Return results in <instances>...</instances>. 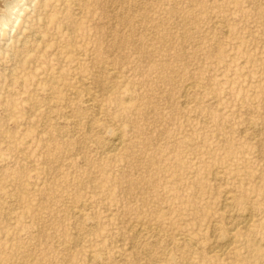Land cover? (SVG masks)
Instances as JSON below:
<instances>
[{
    "label": "rangeland",
    "instance_id": "374dc122",
    "mask_svg": "<svg viewBox=\"0 0 264 264\" xmlns=\"http://www.w3.org/2000/svg\"><path fill=\"white\" fill-rule=\"evenodd\" d=\"M73 1L0 0V264H264V0Z\"/></svg>",
    "mask_w": 264,
    "mask_h": 264
},
{
    "label": "bare ground",
    "instance_id": "6f19581e",
    "mask_svg": "<svg viewBox=\"0 0 264 264\" xmlns=\"http://www.w3.org/2000/svg\"><path fill=\"white\" fill-rule=\"evenodd\" d=\"M122 1H120V0H100V3H99V5L100 6H98V7H102V9H103V12H109L111 9H113V8H116V6H117V4L119 5L120 3H121ZM11 3V2H10ZM73 4L75 5V6H77L78 7V5H80L79 4V1L78 0H76V1H73ZM23 12V11H22ZM113 14V13H112ZM67 24H69V27H71V24H72V22L69 20L68 22H67ZM188 89H190V87H188ZM188 89H186V90H188ZM90 99V98H89ZM88 99V100H89ZM93 99V98H92ZM91 101V100H90ZM121 139H119L118 137H113L112 138V142H111V149L114 151L115 150V148H117V147H119V144L121 143V141H120ZM109 146H110V144H109ZM108 150H109V148H108ZM112 150H111V152H112ZM116 151V150H115ZM114 153V152H113ZM231 196V194L230 193H225V195H224V203L225 204H227L228 202H230V200H232V198H230V196ZM223 205V204H222ZM228 205V204H227ZM244 216H246V214L244 215ZM249 216L250 215H248L247 217L249 218ZM251 218V217H250ZM249 218V220L246 218V220L245 221H242L241 222V224L244 226V227H246L247 225V221H249L250 222V219ZM234 219V218H233ZM240 222H238V224H239ZM215 225H217V224H215ZM228 225H230V224H228ZM246 225V226H245ZM243 227V228H244ZM141 229V228H140ZM151 229H153V228H151ZM143 231V230H142ZM214 232V231H213ZM188 240V239H187ZM228 240H229V238H228ZM231 240V239H230ZM233 240V239H232ZM225 243H226V241H224ZM229 242V241H228ZM229 243H231V242H229ZM217 245V244H216ZM218 245H221V244H218ZM218 245L215 247V246H213L214 247V250L215 251H218V250H216L215 248H217L218 247ZM229 246V244H226V246ZM213 247H212V251H213ZM221 247V246H220ZM209 248V247H208ZM211 248V247H210ZM222 248H224V247H222ZM226 248H228V247H226ZM218 249V248H217ZM221 248H219V250H220ZM225 249V248H224ZM223 249V250H224ZM226 250V249H225ZM222 251V250H221ZM223 252V251H222ZM225 252V251H224ZM210 253H212L211 251H210ZM214 253V252H213ZM219 253V252H218ZM221 253V252H220ZM222 254V253H221ZM225 254V253H224ZM222 257V256H221Z\"/></svg>",
    "mask_w": 264,
    "mask_h": 264
}]
</instances>
